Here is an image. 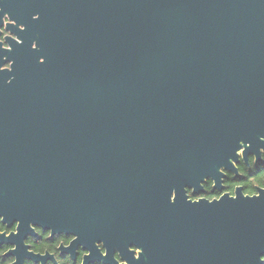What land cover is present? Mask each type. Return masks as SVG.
<instances>
[{
  "label": "water",
  "instance_id": "obj_1",
  "mask_svg": "<svg viewBox=\"0 0 264 264\" xmlns=\"http://www.w3.org/2000/svg\"><path fill=\"white\" fill-rule=\"evenodd\" d=\"M3 26L11 264L54 260L27 250L31 225L82 264L106 263L100 241L138 248L128 264H263L264 186L186 189L264 153V0H0Z\"/></svg>",
  "mask_w": 264,
  "mask_h": 264
},
{
  "label": "flooded vegetation",
  "instance_id": "obj_2",
  "mask_svg": "<svg viewBox=\"0 0 264 264\" xmlns=\"http://www.w3.org/2000/svg\"><path fill=\"white\" fill-rule=\"evenodd\" d=\"M8 21L7 18L4 19V26L5 23ZM1 27V37L3 39L5 35L8 34V31L5 28ZM6 46V44H5ZM8 66V64H6ZM264 162V153L261 154V159L259 161H255L254 155H249L247 159V163L240 157L239 162L236 163L237 170L239 172V176H235L232 172L223 171L224 176L222 177V187L221 189L214 187V181L211 178L206 179L202 182V190L199 193H193L192 188H187L186 193L188 197L192 200L198 199L200 197L212 199L215 197H219L222 193H228L230 195L234 194L236 187L241 186L242 191L245 194H254L256 193L257 187L264 186L263 185H254L255 191L253 193H246L244 191V185L239 181L245 177V173L241 170L246 168L247 172L246 177L249 175L248 172L251 170L254 171L255 169L259 168ZM33 229V233H29L24 238V244L28 245L27 250L33 253L44 254L48 252L52 254L54 257L53 259H47L45 264H82L83 256L88 254V251L83 249L82 247H77L76 253L74 257L70 254L69 251H66L65 248L68 247L70 241L72 240V235L66 234H53L50 235L49 230H44L39 226L31 225ZM16 231V222L12 225L8 226L6 223H3L0 218V232L5 233L6 235L10 234L11 232ZM115 237H112L114 239ZM117 241H125V239L119 237V234L116 236ZM97 247L100 250L101 255H107L106 263L102 260H94L88 262L86 264H128V260H132V258H137L139 249L129 245L128 251H132L130 254L129 252H125L122 248L119 250L117 246H105L103 241L97 243ZM14 245L2 243L0 245V260L3 264H11L15 260V256L8 253ZM111 252V253H110ZM124 257L125 259H123ZM24 264H40L33 262L32 260L25 259Z\"/></svg>",
  "mask_w": 264,
  "mask_h": 264
},
{
  "label": "trees",
  "instance_id": "obj_3",
  "mask_svg": "<svg viewBox=\"0 0 264 264\" xmlns=\"http://www.w3.org/2000/svg\"><path fill=\"white\" fill-rule=\"evenodd\" d=\"M244 169L245 171H247L245 166L241 171L245 173V177L242 178L239 182L244 185V191L246 193H253L255 191L254 185L264 184V162L261 165H259L258 169H255L254 171L251 170L250 172H248L249 175L247 177H246L247 172H245ZM0 264H3L1 260H0Z\"/></svg>",
  "mask_w": 264,
  "mask_h": 264
}]
</instances>
